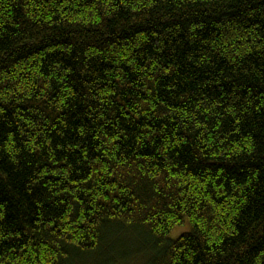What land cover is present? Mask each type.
Listing matches in <instances>:
<instances>
[{"label": "trees", "instance_id": "obj_1", "mask_svg": "<svg viewBox=\"0 0 264 264\" xmlns=\"http://www.w3.org/2000/svg\"><path fill=\"white\" fill-rule=\"evenodd\" d=\"M138 234L264 264V0H0V264Z\"/></svg>", "mask_w": 264, "mask_h": 264}, {"label": "rangeland", "instance_id": "obj_2", "mask_svg": "<svg viewBox=\"0 0 264 264\" xmlns=\"http://www.w3.org/2000/svg\"><path fill=\"white\" fill-rule=\"evenodd\" d=\"M181 232H182V230L178 231V232H175L172 235V238L177 237ZM129 235L131 236V234L129 232H127V233L124 234V237L127 239V237H129ZM134 238L139 239L140 238L139 234L138 235H133V237L132 238H128V240H126V239L123 240V239L120 238V240L115 244V248L113 246L111 247L112 249H114L112 251L113 253H111L108 257L100 255V256L97 257V260L92 258L93 260L92 261H88L89 262L88 264H94V262H96V261L101 263L100 262L101 260L98 261V258L99 259L103 258V260H104L103 264H129V262H130V264H137L136 262L133 263V261L131 260L132 254L135 255L134 253H136V251H134L132 253L131 248L129 249V246H128L129 240L130 239H134ZM141 247H142V249L144 251L147 248V247H144V246H141ZM141 252H143V251L141 250ZM125 254H129V255H125ZM149 258H150V255H149Z\"/></svg>", "mask_w": 264, "mask_h": 264}]
</instances>
